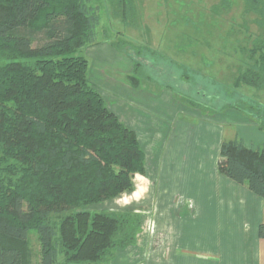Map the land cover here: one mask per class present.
I'll return each instance as SVG.
<instances>
[{"label": "trees", "instance_id": "obj_1", "mask_svg": "<svg viewBox=\"0 0 264 264\" xmlns=\"http://www.w3.org/2000/svg\"><path fill=\"white\" fill-rule=\"evenodd\" d=\"M133 5L118 0L115 14L127 20ZM100 12L92 0H0V264H33L32 233L38 264H110L141 231L131 212L96 209L132 192L135 175H146L137 133L94 88L82 54L99 43ZM251 51L253 65L234 88L262 91L264 43ZM129 57L135 69L126 79L134 89L160 84L145 72L157 62L140 53ZM175 76L163 82L168 89L192 90ZM245 106L226 110L254 115L251 123L264 131V114ZM220 154L219 172L264 199V149L235 137Z\"/></svg>", "mask_w": 264, "mask_h": 264}, {"label": "crops", "instance_id": "obj_2", "mask_svg": "<svg viewBox=\"0 0 264 264\" xmlns=\"http://www.w3.org/2000/svg\"><path fill=\"white\" fill-rule=\"evenodd\" d=\"M98 46L106 51L98 59L107 69L97 82L96 69H90V81L137 133L146 156V175H135L134 190L103 205L105 211L131 212L141 222L136 243L118 251L111 264H264V199L219 172L225 140L241 133L264 139V133L247 120L233 122L242 126L236 127L216 119L220 114L201 116L172 93L159 99L134 89L126 79L133 61L118 57L108 43L91 49Z\"/></svg>", "mask_w": 264, "mask_h": 264}, {"label": "rangeland", "instance_id": "obj_3", "mask_svg": "<svg viewBox=\"0 0 264 264\" xmlns=\"http://www.w3.org/2000/svg\"><path fill=\"white\" fill-rule=\"evenodd\" d=\"M133 1L132 11L126 10L127 20L115 14L118 0H92V3L101 8V25L97 29L100 45L111 44V51L118 53V57L130 59L129 56L140 53L152 63L157 62L148 68L150 71L145 72L160 84L145 82L147 91L154 95L160 94L159 99L164 94L172 93L176 101L186 104L188 102L185 100L192 98L195 102L205 104V109H196L199 115L214 117L220 114L221 118L216 119L223 118L236 127L242 126L233 122L244 123L247 119L253 122L254 115L247 117L232 114L227 112L228 106L246 105L247 111L254 107V111L257 108L264 114V90L256 91L245 85L234 88L239 74L253 65L250 53L254 45L258 41L264 43V0ZM104 52L101 46L95 50L88 47L82 51L89 60V68L96 69L92 76L94 82L102 81L103 71L107 69L104 62L98 59L101 56L105 58ZM157 67L162 71H152H156ZM172 75L178 76L183 84L184 80L189 82L192 90L189 92L182 87H177V90L168 89L165 84L170 85L169 80L165 79L172 78ZM197 81L199 85L195 86ZM171 82L174 83L173 80ZM94 88L106 97L102 87ZM112 100L109 98V101ZM181 117L187 118L186 121L192 125L188 115L182 114ZM253 124L257 128L255 122ZM241 138L250 148L264 149V139L248 138L242 133ZM105 207L96 209L102 210ZM187 211L188 208L183 212ZM29 247L32 263L38 264L40 248L36 233L31 234Z\"/></svg>", "mask_w": 264, "mask_h": 264}]
</instances>
